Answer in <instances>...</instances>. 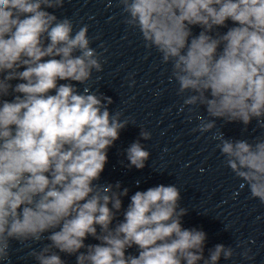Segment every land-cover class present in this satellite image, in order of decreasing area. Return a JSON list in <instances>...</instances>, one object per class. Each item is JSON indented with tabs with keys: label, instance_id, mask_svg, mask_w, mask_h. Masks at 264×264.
Masks as SVG:
<instances>
[{
	"label": "clouds",
	"instance_id": "1",
	"mask_svg": "<svg viewBox=\"0 0 264 264\" xmlns=\"http://www.w3.org/2000/svg\"><path fill=\"white\" fill-rule=\"evenodd\" d=\"M64 4L0 0V264L13 241L36 264H66L61 254L76 264L253 260L246 241L216 244L205 256L207 234L182 226L188 209L176 185L136 191L123 208L129 189L100 183L108 149L134 121L92 90L102 53L87 24L55 14ZM118 7L145 48L170 65L183 107L197 114L194 131L209 132L218 119L241 122L245 131L255 120L264 129V0H118ZM213 138L241 187L264 204V136ZM150 139L141 129L125 149L128 168L145 167L150 152L141 140ZM88 237L98 243L86 244Z\"/></svg>",
	"mask_w": 264,
	"mask_h": 264
}]
</instances>
